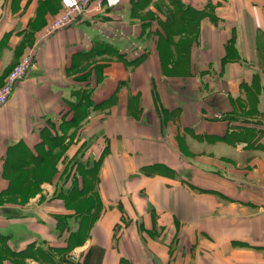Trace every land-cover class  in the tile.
<instances>
[{"label": "crops", "instance_id": "crops-1", "mask_svg": "<svg viewBox=\"0 0 264 264\" xmlns=\"http://www.w3.org/2000/svg\"><path fill=\"white\" fill-rule=\"evenodd\" d=\"M74 1L0 0V264H264V0Z\"/></svg>", "mask_w": 264, "mask_h": 264}, {"label": "built area", "instance_id": "built-area-1", "mask_svg": "<svg viewBox=\"0 0 264 264\" xmlns=\"http://www.w3.org/2000/svg\"><path fill=\"white\" fill-rule=\"evenodd\" d=\"M104 9L103 0H75L68 5L52 22L44 29L43 36L49 37L54 33L70 28L80 21L89 18L92 14H100ZM35 66V53L31 52L23 57L10 71L2 86H0V108L12 97L16 87L23 82ZM76 251L70 253L69 259L78 260Z\"/></svg>", "mask_w": 264, "mask_h": 264}, {"label": "trees", "instance_id": "trees-1", "mask_svg": "<svg viewBox=\"0 0 264 264\" xmlns=\"http://www.w3.org/2000/svg\"><path fill=\"white\" fill-rule=\"evenodd\" d=\"M26 174H21L19 176H17V186H20V185H25V181H26ZM27 182V181H26Z\"/></svg>", "mask_w": 264, "mask_h": 264}, {"label": "rangeland", "instance_id": "rangeland-1", "mask_svg": "<svg viewBox=\"0 0 264 264\" xmlns=\"http://www.w3.org/2000/svg\"><path fill=\"white\" fill-rule=\"evenodd\" d=\"M47 171H48V169H45V171H44V174H46V173H47Z\"/></svg>", "mask_w": 264, "mask_h": 264}]
</instances>
